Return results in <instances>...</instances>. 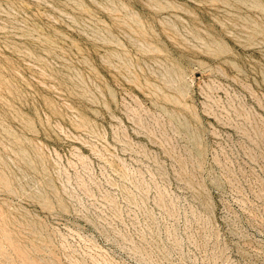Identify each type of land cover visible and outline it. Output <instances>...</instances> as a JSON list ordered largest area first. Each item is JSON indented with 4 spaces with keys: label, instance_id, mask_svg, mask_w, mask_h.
Segmentation results:
<instances>
[{
    "label": "rangeland",
    "instance_id": "rangeland-1",
    "mask_svg": "<svg viewBox=\"0 0 264 264\" xmlns=\"http://www.w3.org/2000/svg\"><path fill=\"white\" fill-rule=\"evenodd\" d=\"M0 264H264V0H0Z\"/></svg>",
    "mask_w": 264,
    "mask_h": 264
}]
</instances>
